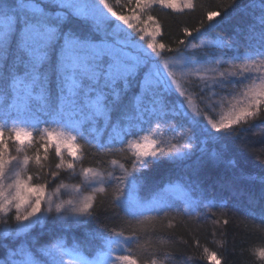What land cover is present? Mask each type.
<instances>
[{
  "label": "snow or ice",
  "instance_id": "snow-or-ice-1",
  "mask_svg": "<svg viewBox=\"0 0 264 264\" xmlns=\"http://www.w3.org/2000/svg\"><path fill=\"white\" fill-rule=\"evenodd\" d=\"M127 3L130 14L109 0H0V264H140L130 247L140 243L138 229L92 228L101 197L143 225L172 211L210 219L227 207L222 196L209 199L215 189L243 205L264 236V159L253 171L234 147L264 124V0H231L223 17L208 12L197 35L183 29L191 38L179 41L183 50L157 40L148 13L193 9V0ZM222 22H234L232 34L211 35ZM85 146L127 152L130 165L85 167ZM50 150L58 163H49ZM165 159L187 164L186 177L142 196L141 170ZM65 177L79 179L77 195L61 200ZM253 254L264 262V244ZM200 258L224 260L208 247ZM191 259L159 250L144 264Z\"/></svg>",
  "mask_w": 264,
  "mask_h": 264
},
{
  "label": "trees",
  "instance_id": "trees-1",
  "mask_svg": "<svg viewBox=\"0 0 264 264\" xmlns=\"http://www.w3.org/2000/svg\"><path fill=\"white\" fill-rule=\"evenodd\" d=\"M247 0H241L245 3ZM114 10L118 13H128L127 0H109ZM194 8H184L182 11L164 8L161 6L154 7L148 14L155 18V22H149L146 26L152 30L156 24H159L161 35L157 36L159 42H163L172 49L183 50V45L179 44L180 40L187 41L191 39L184 35L183 29L188 28L197 35L196 28L201 25L207 28L210 23L207 20V13L210 11H220L221 17L225 11L232 12L231 0H193ZM127 5L126 7H121ZM216 17L212 21L220 20ZM146 19V16L143 17ZM234 24V22H233ZM233 24L220 23L211 35H220L228 37L232 34ZM203 30V29H202ZM166 58L175 57V52L165 53ZM194 80V79H193ZM194 91V89H192ZM202 107V105H201ZM219 111V109H218ZM256 126L243 132L239 141L234 145L235 150L243 155L246 166L253 171H258L261 166V160L264 159V124L260 121L255 122ZM163 138H167L170 133L163 130ZM175 142V141H173ZM32 153L30 152L29 155ZM117 159L126 166L130 165L131 157L127 152H117L113 154H98L95 147L85 146V167L100 168L102 171H110L109 161ZM97 161L102 163L97 164ZM59 159L51 154L49 163H58ZM29 174L35 172L34 166ZM188 170L187 164L179 161L162 160L148 169H142L143 186L141 195L150 198L155 191L159 190L162 185H167L169 181H175L186 177ZM35 180V177H34ZM52 186V185H49ZM111 191V190H110ZM209 199L216 198L217 203L222 200L227 202V207L223 209H213L216 212L214 217L207 220H197L196 217L185 220L179 216L176 211L169 213L167 217L157 218L154 221H146L143 225L136 224L135 221L128 222L123 213L115 209L110 199L99 198L102 207L98 212V220L92 222L93 229L101 231L110 228L124 230L127 235L130 230L138 229L140 236L139 245H131V255L136 258L140 264L149 260L153 253L159 250L181 251L192 257L186 264H212L211 261L201 259L203 247L217 251L223 254L224 260L221 264H264L254 256V249L264 244V236L261 233L252 230L249 225L252 223L245 217L243 205L237 204L229 194L218 193L215 189H210ZM215 219H228V224H214ZM258 223V220L256 221ZM171 225V227H169ZM199 240L201 248L197 249L194 241ZM221 244L224 246L221 247Z\"/></svg>",
  "mask_w": 264,
  "mask_h": 264
},
{
  "label": "rangeland",
  "instance_id": "rangeland-1",
  "mask_svg": "<svg viewBox=\"0 0 264 264\" xmlns=\"http://www.w3.org/2000/svg\"><path fill=\"white\" fill-rule=\"evenodd\" d=\"M150 31H151V29H150ZM172 58L178 59V57L176 55H175V57H172ZM193 79H195V78H193ZM117 174H119L118 171H117ZM64 183L68 185V188L62 192V194L60 196V199L61 200H67L69 198H75L77 194L72 191V187H73V185L79 183V179H77V178L69 179V178L65 177L64 178ZM85 194H87V193H85ZM47 195L48 196H52L53 195V186H49L48 191H47Z\"/></svg>",
  "mask_w": 264,
  "mask_h": 264
}]
</instances>
